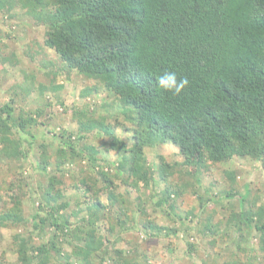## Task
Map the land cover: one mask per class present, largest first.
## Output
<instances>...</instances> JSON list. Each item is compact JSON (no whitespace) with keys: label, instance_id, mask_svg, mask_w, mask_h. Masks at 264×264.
Segmentation results:
<instances>
[{"label":"trees","instance_id":"trees-1","mask_svg":"<svg viewBox=\"0 0 264 264\" xmlns=\"http://www.w3.org/2000/svg\"><path fill=\"white\" fill-rule=\"evenodd\" d=\"M0 16L25 17L45 28L43 43H38V49L27 47L20 54L24 58L37 61L43 47L56 56L41 60L48 70L40 68L37 73L23 68L17 52L0 58V64L18 67L24 76L20 86L11 87L14 97L25 101L37 90L40 104L19 114L13 97L0 106V163L9 168L27 158V146L37 140L42 128L36 169L47 180L39 187L40 206L30 219L21 195L14 193L4 201L0 226L20 229L13 236L17 258L9 264H108V258L112 264H138L133 258L123 259L119 250H114L117 257L108 255L99 236L98 223L105 218L111 221V233L116 224L129 229L125 198L98 162L99 156L107 161L112 151L118 159L110 166L118 174L129 173L133 180L125 183L137 191L140 185H157L158 180L166 183L162 191L150 194L155 207L174 209L183 195L182 188L169 184L181 166H194L196 172L211 163L249 158L259 161L264 170V0H0ZM165 71L186 77L189 86L179 95L160 88L157 80ZM74 73L96 83L81 91L82 98L106 94L100 108L88 102L80 108L66 106L60 96L65 81L60 78L68 81ZM101 108L107 113L102 115ZM54 109L61 115L71 113L78 129L67 131L52 124ZM45 115L51 119L41 122ZM118 127L128 138L117 136ZM96 133L111 140L96 144L91 141ZM52 139L58 143L54 153L48 144H53ZM159 145L175 146L183 161L171 163L160 156L157 166L148 164V149ZM86 160L91 176L99 170L103 186L87 169L75 172V164ZM226 174L234 185L236 173ZM14 185L22 188L23 184ZM69 190L82 198L72 202L66 194ZM101 192L107 193L108 204ZM225 193L226 198L240 197L241 209L231 219L240 231L255 228L264 251V204L258 205L249 184L243 194L234 186ZM146 210L139 211L145 214ZM195 217L189 211L180 218ZM143 225L167 236L178 233L151 219ZM207 231L215 236L217 230ZM46 236V242L36 240ZM64 243L71 252H66ZM214 244L212 240L210 245ZM189 249H194L192 243ZM0 264L5 263L0 259Z\"/></svg>","mask_w":264,"mask_h":264},{"label":"rangeland","instance_id":"rangeland-1","mask_svg":"<svg viewBox=\"0 0 264 264\" xmlns=\"http://www.w3.org/2000/svg\"><path fill=\"white\" fill-rule=\"evenodd\" d=\"M19 12L16 11V13ZM25 23L26 27H28L27 29H25ZM7 34H10V36ZM44 36L45 28L28 21L25 17L9 20L0 16V58L3 59L5 55L8 56L12 52H17L20 55L27 47L38 49V43H43ZM39 52L40 55H37V61L35 62H31L27 57L24 58L20 55L23 68L28 72L36 70L37 73V70L43 68L42 61L44 59L56 58L51 50L44 47L43 51ZM43 70H48V68L45 67ZM23 80L24 76L18 67L14 68L5 62L0 64V106L9 102L11 97L15 99L16 114H19L22 109L25 111L36 110L40 106L39 101H37V90L25 101L18 98V96L14 97L11 87L13 85L20 86ZM60 81H65V89L61 91L60 96H62L61 98L68 108H80L87 102L92 105L96 103L100 108L103 99L106 98L104 92L98 96L94 94L90 97L82 98L80 95L81 91L85 87L96 83L85 80L76 73L68 81H66L64 76L60 78ZM99 110L102 115L107 113L102 108ZM47 111L51 114L49 109ZM54 111L56 116L54 121L51 122L52 124H56L58 128L67 131L78 129L79 124L73 121L71 113L61 115L59 109H54ZM49 119L51 118L45 115L40 118V121L47 122ZM109 122L115 123L114 120ZM115 132L119 138H128V134L123 132L121 127H118ZM20 134L24 136V134ZM43 135L44 132L41 128L40 133L37 135V140L34 143L32 141V145L27 146L30 154L21 162H14L9 168H7L6 163H0V198H2L0 200V212L4 201H7L11 195H15L14 193L21 195L24 199V208L28 219L40 206L41 194H39V187L47 182L42 172L36 169L38 162H40L41 150L39 149V144L43 142ZM52 140V145L47 143L50 145V152L54 153L58 143L55 139ZM110 140V137L97 133L91 138L92 142L95 141L99 145L103 141L108 143ZM160 156H164L171 163L175 160L178 162L183 161V157L175 146L159 145L148 149V164H156L155 166H157L160 163ZM98 158L99 164L104 166V169L114 177L117 184L116 192L123 195V198H125L124 203L130 210L128 211L130 219H128L127 225L129 229H124L116 224L115 231L111 233V221L108 218L98 223L99 236L103 238L104 249L108 251V255L117 257L114 250H119L124 252L123 259L133 258L137 260L138 264H226L232 261H238V264L264 263V251L260 247L259 232L255 228L240 231L231 219V216L241 209L240 197L237 196L234 199H230L226 198L225 195V192L231 190L232 186L243 194L245 185L249 184L251 194L259 198L258 205L264 204V170L259 161L249 158H235L231 162L211 163L207 169L199 168L196 172L193 171L194 166H181L182 169L170 179L169 184L173 189L182 188L183 195L176 199V206L171 209L168 206L155 207L150 197V194L162 191L166 187V183L158 180L157 185L153 184L149 187L140 185L137 191V188L135 189L125 183V181H129L131 184L133 180L132 177H128L129 173L121 172V174H118L117 168L113 164L110 166L111 163L116 162L118 159L116 152L112 151L107 157V161L101 156ZM88 161L75 164V172H79L81 168L87 169V174L91 176ZM49 172H51L50 168ZM227 172L236 173L237 179L234 185H232L230 177L227 176ZM99 175V170L97 169L91 177L94 180L99 179L100 182L98 184L101 187L103 183ZM18 183L23 184L22 188L15 187L14 184ZM67 183H72V180L68 179ZM66 194L71 196L70 200L72 202L74 201L72 198H82L81 195H78L81 193L76 192V190H69ZM106 194L101 192V198L105 204H108ZM143 207L147 209L145 214L139 211ZM113 210L115 211V209ZM70 211L71 208L69 209ZM189 211H194L196 217L192 220H182L181 218H185ZM66 214H68V211ZM132 219H135L136 223ZM148 219H151L159 226L177 229L178 233L167 236L165 232L160 234L158 232H150L143 225V222ZM111 220L112 222L116 221ZM207 228L217 230L216 235L208 233ZM17 229L16 225H10L9 227L0 226V259L2 263L9 264V262L16 261L13 236ZM48 239V236L43 237L42 240L36 238V240L43 242ZM212 240H215L216 244L210 245ZM189 243L194 245L192 251L189 249ZM64 247L67 253L72 251L68 243H64ZM110 260L112 259H107L108 264H112Z\"/></svg>","mask_w":264,"mask_h":264},{"label":"clouds","instance_id":"clouds-1","mask_svg":"<svg viewBox=\"0 0 264 264\" xmlns=\"http://www.w3.org/2000/svg\"><path fill=\"white\" fill-rule=\"evenodd\" d=\"M157 84L165 91L179 95L189 86V80L186 77L182 79L178 78L177 74L173 71H165L158 77Z\"/></svg>","mask_w":264,"mask_h":264}]
</instances>
